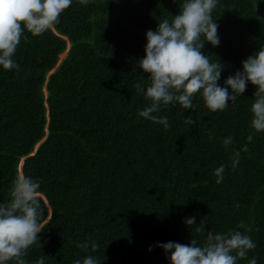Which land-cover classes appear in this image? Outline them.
Segmentation results:
<instances>
[{
    "label": "trees",
    "instance_id": "trees-1",
    "mask_svg": "<svg viewBox=\"0 0 264 264\" xmlns=\"http://www.w3.org/2000/svg\"><path fill=\"white\" fill-rule=\"evenodd\" d=\"M181 3L73 0L50 30L24 31L17 69L0 68V202L17 172L41 181L44 228L41 246L24 257L29 264L40 257L72 264L85 255L101 264H170L161 247L148 246L202 243L207 233L187 225L189 216L205 231L249 235L256 247L237 264L251 257L264 264V132L250 125L256 86L248 82L223 111L207 109L198 94L194 109L162 106L167 129L138 116L149 103L135 89L149 76L137 64L145 32ZM212 16L220 42L206 41L201 51L224 65L222 85L264 44V0H218ZM225 136L232 145H223ZM245 144L233 168L232 150ZM86 242L87 250L77 246Z\"/></svg>",
    "mask_w": 264,
    "mask_h": 264
},
{
    "label": "clouds",
    "instance_id": "clouds-1",
    "mask_svg": "<svg viewBox=\"0 0 264 264\" xmlns=\"http://www.w3.org/2000/svg\"><path fill=\"white\" fill-rule=\"evenodd\" d=\"M88 2L80 0L82 4ZM72 3L73 0H0V68L17 69L14 54L21 39H26L24 31L33 36L45 33L59 22L61 13ZM217 4L218 0H182L178 13L171 19L163 18L155 30H146L145 54L137 64L149 76L143 87L136 83L135 89L149 103L138 110L139 117L167 129L168 117L158 115L162 106L179 103L183 109H194L193 99L198 94L207 109L223 111L229 102H236L250 82L256 86L250 125L255 132H264V44L243 59L241 68L227 76L222 85L218 81L224 65L201 51L206 41L213 46L220 42L218 25L212 16ZM184 119L187 125L193 124L191 116ZM246 139L251 141L253 137L249 134ZM222 143L226 147L232 145V137H223ZM241 151H247V144L232 150L233 168L239 163ZM224 171V164L213 170L216 183L223 181ZM40 185L39 178L17 172L11 181L10 198L0 202V264H29L24 258L27 250L32 245L41 246L37 235L44 228ZM185 223L195 224L197 233H207L202 243L195 239L189 244L155 242L148 250L161 247L170 264H237L238 259L246 258L248 250L256 247L251 237L240 230L205 231L203 223H195L191 216L185 218ZM77 246L87 250L89 243ZM90 248L95 251L97 243L91 241ZM35 264H44V257ZM72 264H101V260L85 255ZM247 264H257L256 257L248 258Z\"/></svg>",
    "mask_w": 264,
    "mask_h": 264
},
{
    "label": "rangeland",
    "instance_id": "rangeland-1",
    "mask_svg": "<svg viewBox=\"0 0 264 264\" xmlns=\"http://www.w3.org/2000/svg\"><path fill=\"white\" fill-rule=\"evenodd\" d=\"M69 45H70V44L68 43V44H67V47H68ZM64 55H65L64 53H63V55H60V60L64 57ZM51 72H52V71H51ZM21 164H22V161H21V163H20L19 168H21Z\"/></svg>",
    "mask_w": 264,
    "mask_h": 264
},
{
    "label": "water",
    "instance_id": "water-1",
    "mask_svg": "<svg viewBox=\"0 0 264 264\" xmlns=\"http://www.w3.org/2000/svg\"><path fill=\"white\" fill-rule=\"evenodd\" d=\"M20 166V165H19Z\"/></svg>",
    "mask_w": 264,
    "mask_h": 264
}]
</instances>
